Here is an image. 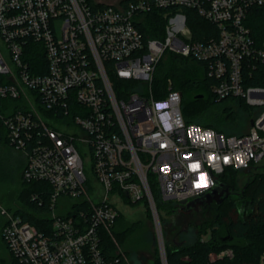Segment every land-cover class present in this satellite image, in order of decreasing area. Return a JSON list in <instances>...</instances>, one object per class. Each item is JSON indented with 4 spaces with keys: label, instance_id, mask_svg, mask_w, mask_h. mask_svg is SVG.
I'll return each mask as SVG.
<instances>
[{
    "label": "built area",
    "instance_id": "2783aa9c",
    "mask_svg": "<svg viewBox=\"0 0 264 264\" xmlns=\"http://www.w3.org/2000/svg\"><path fill=\"white\" fill-rule=\"evenodd\" d=\"M253 8H264V0H0V146L22 155L23 182L51 188L39 227L0 208L11 258L127 264L116 248L108 251L106 238L120 207L141 202L166 264L152 189L179 209L209 194L225 172L264 162V84L246 85L253 76L264 81V39L246 24ZM151 9L165 10L162 39L138 29ZM184 9L215 34L193 40ZM165 52L202 62L217 99L240 98L254 109L247 132L186 122L182 95L171 87L154 97L151 82ZM81 148L91 156L92 179ZM201 175L207 183L197 187ZM225 256L231 250L216 254Z\"/></svg>",
    "mask_w": 264,
    "mask_h": 264
},
{
    "label": "trees",
    "instance_id": "16d2710c",
    "mask_svg": "<svg viewBox=\"0 0 264 264\" xmlns=\"http://www.w3.org/2000/svg\"><path fill=\"white\" fill-rule=\"evenodd\" d=\"M183 12L186 15L187 26L193 40L204 41L209 34H215L214 26L201 18L195 10L184 9ZM164 14V9H151L143 15V21L138 25V29L145 38H163L166 22ZM246 24L250 27L254 39L257 41L264 39V8H253L247 17ZM254 73L252 71L253 75ZM115 83L126 84L128 87L134 84L131 81L120 80H116ZM211 83L212 79L208 76L202 62L165 52L155 68L151 93L158 98L166 93L168 87H171L182 95L181 112L186 122H195L227 135L244 134L226 133L215 126L211 119L204 117V113L213 104L228 102L225 103L227 105L220 108V112L226 122L235 126L239 115L248 110L247 105L240 98L217 99L211 92ZM258 84H264V81L259 83L254 80V76L247 79V86ZM236 108L238 110H235ZM245 116L250 121V115L246 113ZM0 132L3 135V131ZM23 166L22 155L5 146H0V185L8 182L11 186L16 187L17 181L20 182V187L16 190L12 201V212L19 215L24 221L39 227L40 222L45 220L38 218V215L48 207L51 188L44 182H23L21 180ZM260 167H262L261 164L246 170L248 178L240 188L235 184V181L238 174L244 171L224 173L220 183H224L238 192L228 199H224L221 205L206 208L211 210V217L200 225L193 242L190 244L179 243L173 247H166L164 244L166 264H258L261 254L264 253V171L258 170ZM34 193L39 194L36 200L31 199V195ZM152 193L158 213L163 212V216L159 213L162 227V224L166 223L164 216L176 214L179 206L171 201L159 200L154 189H152ZM145 208L150 213L147 205ZM205 210L202 211L205 212ZM123 217L121 215L114 223L120 228L119 231H114L115 239L118 241H123L130 233L139 228V223L127 225ZM207 230L210 231V238L204 241L201 235ZM106 244L108 251L113 254L114 247L107 238ZM226 249L232 251L231 258L225 256L221 259H210V254ZM9 264L21 263L10 257ZM151 264H161L159 255Z\"/></svg>",
    "mask_w": 264,
    "mask_h": 264
},
{
    "label": "rangeland",
    "instance_id": "374dc122",
    "mask_svg": "<svg viewBox=\"0 0 264 264\" xmlns=\"http://www.w3.org/2000/svg\"><path fill=\"white\" fill-rule=\"evenodd\" d=\"M113 1V0H110ZM57 33H59L60 22H55ZM225 103H215L213 104L205 113L204 117L211 119L215 126L220 128V130L230 133V134H241L247 132L249 128L248 119H246L245 114L248 113L252 116L254 109L248 108L247 112L239 115L238 122L233 126L232 123L226 122L220 112V108ZM235 110H238L237 108ZM183 116V115H182ZM184 118V117H183ZM248 118V117H247ZM251 118V117H249ZM195 123V122H191ZM197 124V123H196ZM14 152V151H13ZM81 155L83 157L84 168L86 175L89 178H93L92 174V160L87 149H80ZM19 154V153H18ZM21 155V154H20ZM264 163V162H262ZM258 170L264 171V164ZM248 171H244L238 174L235 184L238 188L242 187L247 181ZM20 187V182L17 181L16 187L10 185V183L5 182L0 185V208L5 209L8 212H12V201L14 199V194L16 190ZM120 211L123 214V218L126 224L139 223V228L130 233L123 241H118L115 236L114 231H119V225L114 224L111 227L112 237H110L111 244L116 250L121 253L122 259L127 264H151L155 260L156 256L159 255V249L157 245V233L153 224V219L151 213L148 209L143 206L141 202L131 203L125 207H120ZM163 216V212H159ZM211 217V210L206 209L205 212L200 210L197 213L184 214L176 213L174 215H166V223L162 224L161 234L162 240L166 247H173L179 243L190 244L196 238L198 234V228L202 223ZM4 216L0 214V230L4 223ZM114 233H113V232ZM202 240L206 241L210 238V231L207 230L201 235ZM164 246V247H165ZM158 249V250H157ZM230 250V249H226ZM216 254H210V259L215 260ZM232 255V251H231ZM227 257V256H226ZM232 257V256H231ZM228 257V258H231ZM10 255L6 249L0 236V263L9 264ZM258 264H264V253L261 254Z\"/></svg>",
    "mask_w": 264,
    "mask_h": 264
},
{
    "label": "water",
    "instance_id": "95a60500",
    "mask_svg": "<svg viewBox=\"0 0 264 264\" xmlns=\"http://www.w3.org/2000/svg\"><path fill=\"white\" fill-rule=\"evenodd\" d=\"M251 124H252V122H251ZM219 176L221 177L222 174ZM228 194H229L228 188H225L224 191H222V192H218L215 189H213L209 194H207L204 197V201H206V202L215 201L216 206H219L222 204L223 198L226 197ZM202 203L203 202L197 201V200L190 201L184 207L177 209V213L189 214L192 209L194 211H196L198 206H200Z\"/></svg>",
    "mask_w": 264,
    "mask_h": 264
},
{
    "label": "flooded vegetation",
    "instance_id": "af4514ba",
    "mask_svg": "<svg viewBox=\"0 0 264 264\" xmlns=\"http://www.w3.org/2000/svg\"><path fill=\"white\" fill-rule=\"evenodd\" d=\"M225 188H228L229 189V194L226 197H224L223 200L224 199H228L231 195H234V194H236L238 192V190L234 191L232 188H229L227 185L225 186V185H221V184H218L214 189L216 191H218V192H222V191H224ZM197 201H201L203 203L200 206H198V208H197L196 211H194L192 209L189 214H191V213H197L200 210H205L206 208H209V207H211L213 205H216L215 201L206 202V201H204V198L197 199Z\"/></svg>",
    "mask_w": 264,
    "mask_h": 264
},
{
    "label": "clouds",
    "instance_id": "9594fccd",
    "mask_svg": "<svg viewBox=\"0 0 264 264\" xmlns=\"http://www.w3.org/2000/svg\"><path fill=\"white\" fill-rule=\"evenodd\" d=\"M226 162H227V160H226ZM193 167L195 168V167H197L196 165H193ZM206 177L204 176V175H201L200 176V181H199V183L196 185L197 187H204V186H206Z\"/></svg>",
    "mask_w": 264,
    "mask_h": 264
}]
</instances>
